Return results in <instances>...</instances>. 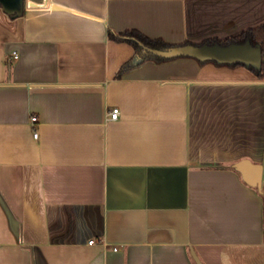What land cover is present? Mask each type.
I'll return each instance as SVG.
<instances>
[{"label":"crops","instance_id":"obj_1","mask_svg":"<svg viewBox=\"0 0 264 264\" xmlns=\"http://www.w3.org/2000/svg\"><path fill=\"white\" fill-rule=\"evenodd\" d=\"M28 1L0 5V264H264V78L190 56L118 76L135 48L109 36L225 40L264 0Z\"/></svg>","mask_w":264,"mask_h":264},{"label":"water","instance_id":"obj_2","mask_svg":"<svg viewBox=\"0 0 264 264\" xmlns=\"http://www.w3.org/2000/svg\"><path fill=\"white\" fill-rule=\"evenodd\" d=\"M44 0H29V6H43ZM3 10L13 18L24 14L27 0H0ZM152 54L163 57L173 58L178 56H190L200 61L213 60L220 64L240 63L246 67L260 71L263 64V51L261 45H254L250 41L242 43L223 44H183L175 45L168 49L149 48ZM236 167L242 172L246 181L250 184L262 187L263 167L254 165L248 161L238 163ZM253 168V170H249ZM197 264H203L200 258L193 253Z\"/></svg>","mask_w":264,"mask_h":264},{"label":"trees","instance_id":"obj_3","mask_svg":"<svg viewBox=\"0 0 264 264\" xmlns=\"http://www.w3.org/2000/svg\"><path fill=\"white\" fill-rule=\"evenodd\" d=\"M109 36L110 38L118 40V41H127L131 43L135 48V56L131 60L127 61L122 66L120 70V74L118 76H120L121 74H123L124 72L130 70L131 68L135 66L141 65L142 63L146 61H151V60L162 61V60L168 59V58H163V57H159V56L152 54L151 52H149V48L168 49L172 46H175L172 44H168L159 38H150L137 30H127L125 32L118 33V34L110 32ZM246 41H250L254 45L259 44L262 47V51H263L262 69L260 71L254 70L253 68L251 69L254 72H256V74L260 78H264V25L257 27V28L247 29L243 31L242 33H240L239 35L230 37L225 40L208 39L202 44L219 43V44L226 45V44L233 43V42L242 43ZM234 64H240V63H234Z\"/></svg>","mask_w":264,"mask_h":264},{"label":"built area","instance_id":"obj_4","mask_svg":"<svg viewBox=\"0 0 264 264\" xmlns=\"http://www.w3.org/2000/svg\"><path fill=\"white\" fill-rule=\"evenodd\" d=\"M14 58H18V54L17 53H14ZM108 117L111 120H117V119H119V117H120V108L119 107H113L112 109H110L109 112H108ZM32 120L33 121H36L37 120V117L36 116H33L32 117ZM38 136H39L38 131H35L34 132V137L35 138H38ZM90 243H94V240L90 241ZM115 250H117V248H115Z\"/></svg>","mask_w":264,"mask_h":264}]
</instances>
